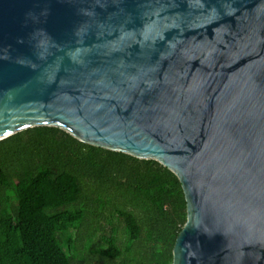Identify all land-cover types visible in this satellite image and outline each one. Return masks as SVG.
Instances as JSON below:
<instances>
[{"label": "water", "instance_id": "95a60500", "mask_svg": "<svg viewBox=\"0 0 264 264\" xmlns=\"http://www.w3.org/2000/svg\"><path fill=\"white\" fill-rule=\"evenodd\" d=\"M40 126L176 175L172 264H264V0H0V140Z\"/></svg>", "mask_w": 264, "mask_h": 264}, {"label": "trees", "instance_id": "16d2710c", "mask_svg": "<svg viewBox=\"0 0 264 264\" xmlns=\"http://www.w3.org/2000/svg\"><path fill=\"white\" fill-rule=\"evenodd\" d=\"M188 205L155 160L40 126L0 140V264H172Z\"/></svg>", "mask_w": 264, "mask_h": 264}]
</instances>
